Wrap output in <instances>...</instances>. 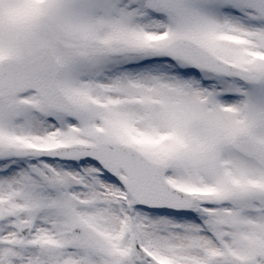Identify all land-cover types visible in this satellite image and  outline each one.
<instances>
[{"label": "snow or ice", "instance_id": "1", "mask_svg": "<svg viewBox=\"0 0 264 264\" xmlns=\"http://www.w3.org/2000/svg\"><path fill=\"white\" fill-rule=\"evenodd\" d=\"M0 264H264V0H0Z\"/></svg>", "mask_w": 264, "mask_h": 264}]
</instances>
